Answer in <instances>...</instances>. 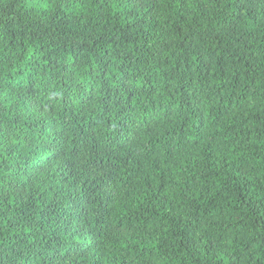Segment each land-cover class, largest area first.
<instances>
[{
  "label": "trees",
  "instance_id": "trees-1",
  "mask_svg": "<svg viewBox=\"0 0 264 264\" xmlns=\"http://www.w3.org/2000/svg\"><path fill=\"white\" fill-rule=\"evenodd\" d=\"M0 264H264V0H0Z\"/></svg>",
  "mask_w": 264,
  "mask_h": 264
}]
</instances>
